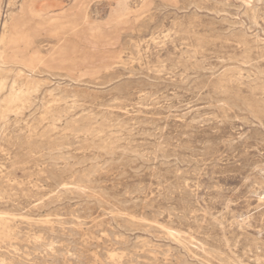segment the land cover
I'll list each match as a JSON object with an SVG mask.
<instances>
[{
  "label": "rangeland",
  "instance_id": "obj_1",
  "mask_svg": "<svg viewBox=\"0 0 264 264\" xmlns=\"http://www.w3.org/2000/svg\"><path fill=\"white\" fill-rule=\"evenodd\" d=\"M2 11L0 264H264V0Z\"/></svg>",
  "mask_w": 264,
  "mask_h": 264
},
{
  "label": "bare ground",
  "instance_id": "obj_2",
  "mask_svg": "<svg viewBox=\"0 0 264 264\" xmlns=\"http://www.w3.org/2000/svg\"><path fill=\"white\" fill-rule=\"evenodd\" d=\"M3 16H4V13L3 11L0 13V20L2 21L1 22V26L4 27L5 26V22L3 21ZM5 40V35L4 33H0V44L3 43ZM34 59V58H33ZM2 71V70H1ZM18 136V135H17Z\"/></svg>",
  "mask_w": 264,
  "mask_h": 264
}]
</instances>
